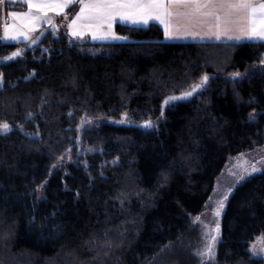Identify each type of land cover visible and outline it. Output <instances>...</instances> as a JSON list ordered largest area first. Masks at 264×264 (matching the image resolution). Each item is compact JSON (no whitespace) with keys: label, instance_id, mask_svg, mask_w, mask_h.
<instances>
[{"label":"trees","instance_id":"16d2710c","mask_svg":"<svg viewBox=\"0 0 264 264\" xmlns=\"http://www.w3.org/2000/svg\"><path fill=\"white\" fill-rule=\"evenodd\" d=\"M115 32L126 41L67 28L32 48L0 40V264H199L194 220L216 179L264 146V43L170 42L156 23ZM204 73L199 94L163 108ZM221 232L215 264H264L249 252L264 172L233 189Z\"/></svg>","mask_w":264,"mask_h":264},{"label":"snow or ice","instance_id":"6c2138e0","mask_svg":"<svg viewBox=\"0 0 264 264\" xmlns=\"http://www.w3.org/2000/svg\"><path fill=\"white\" fill-rule=\"evenodd\" d=\"M29 9L35 8V13L29 11L26 15L28 22L39 23L44 21L53 28L56 27L53 20L47 16L49 11H54L57 15H63L68 19L65 9L72 5H79V11L74 18L68 23L69 35L76 38H83L86 32H91L93 39H127L116 35L113 31V25L117 22H130L136 25L147 26L150 21L158 22L163 27L165 39H183L186 37L215 38L221 40L226 38L235 41H257L264 43V0H23ZM4 0H0V5ZM17 16L18 13H10ZM30 30H32L30 28ZM12 35L5 30L0 40H17L18 35ZM27 38V37H26ZM33 43L35 41L33 40ZM22 53L17 50L11 56L5 57V60H11L19 57ZM264 64V59L260 61ZM34 74V73H33ZM233 79L242 76L240 72L231 74ZM4 76L0 73V84L3 83ZM210 80L207 73L201 75L197 82L189 86L180 95H170L164 105H170L180 100H188L194 94H199ZM31 115V114H29ZM164 116V111L160 113ZM125 119L119 121L126 122ZM90 123V121H89ZM144 127H154V122L147 120ZM11 131V126L7 122L0 123V135L7 134ZM68 153L71 149L67 150ZM70 158V156H69ZM64 156L61 155L58 160L62 161ZM53 164L52 168H56ZM264 169L257 168L253 164L243 173L236 174V182L239 183L251 176L253 173ZM166 179V177H165ZM44 185H40L42 188ZM233 188L229 187L223 193L220 199L216 200L214 214L218 217L225 207V202L232 193ZM211 199V197L209 198ZM200 221L197 216L194 223ZM212 232H215L213 235ZM220 234V225L217 222L215 229L205 232L206 243L202 249L195 252V255L201 258V264H215L217 249L216 245ZM264 244V236L258 238ZM264 251V248L261 249ZM253 255L257 254L256 246H252Z\"/></svg>","mask_w":264,"mask_h":264},{"label":"rangeland","instance_id":"374dc122","mask_svg":"<svg viewBox=\"0 0 264 264\" xmlns=\"http://www.w3.org/2000/svg\"><path fill=\"white\" fill-rule=\"evenodd\" d=\"M0 9H1V5H0ZM18 11H22V10H18ZM68 23H69V21H66V20L56 21V25L61 29L67 28ZM52 29H53V27H52ZM51 31H55V29L51 30ZM79 40L82 42L90 43V39L85 38V37L80 38ZM123 40H124L123 42L126 41L125 39H123ZM96 43H107V42L100 41V42H96ZM29 48H31V47H29ZM21 60L22 59L15 60V63H20L21 67L24 69L25 68L24 63L21 64ZM1 86H2V84H0V87ZM181 101H186V100L176 101V102H173L171 104H175V103H178ZM167 106L168 105H164L163 108L165 109ZM94 122H97V121H94ZM253 164H255L257 168L264 169V146L261 149H257L255 151H252L249 153L240 154L238 156L231 157L228 160V162H227L226 166L224 167L222 173L216 179L214 189L210 195L211 199H208L203 213L199 216L200 221L196 222L199 225L200 233H199V238L197 239V241L193 247L194 255H195V252L199 249H202L204 244L206 243V238L204 235L205 232H207L211 229H215L217 222L220 225V234H219L218 242L216 245V249L218 252V246L222 240V232H221L222 218H223V214H224L225 208L227 206L228 200L225 202V207L221 211V214L218 217L214 214V209L216 208L215 201L220 199L221 196L223 195V193L226 192L229 187H232L234 189L238 184L244 183L247 180H250L251 178H253L255 176L261 175L264 172V170H262V171L253 173L251 176H247L245 180L237 183L236 182V176L232 175L231 173L241 174L244 172V170L246 168L250 170V168ZM212 234L214 235L215 232H212ZM260 237H262V236H260ZM260 237H258V238H260ZM258 238H256L254 240V242L251 243L249 252H250L252 258H254L256 260H262L264 262V251H261V249L264 248V244H262ZM253 245L256 246V251H257L256 255H253V253H252V246ZM195 256L198 259L199 264H201V258L198 257L197 255H195ZM216 261H217V259H216ZM216 261H215V263H216ZM155 264H157V263H155Z\"/></svg>","mask_w":264,"mask_h":264},{"label":"crops","instance_id":"0c3cea01","mask_svg":"<svg viewBox=\"0 0 264 264\" xmlns=\"http://www.w3.org/2000/svg\"><path fill=\"white\" fill-rule=\"evenodd\" d=\"M18 5L25 6L26 9L22 10V11H18V9H16V7ZM68 8L65 9V12L68 10ZM29 11L35 13L36 10L34 7L32 9H29L28 5L26 3H24L23 0H4V4L1 5V9H0V37H2L4 35L6 28L9 31V33L12 35H17L18 33H22V34L18 35L17 40H1L2 42H4L5 44L26 43L28 46H31L33 44H36V45L39 44V42L42 39V31H44L46 28L52 29L53 26L49 25L48 23H46L44 21H41L39 23H35L33 21V22L29 23L27 16L23 15V14H27ZM78 11H79V7L75 11L74 16ZM12 12H16V13H18V15L15 17L10 15V13H12ZM47 16L49 18H51L53 20L54 24L56 25V16H60V15H57V13L54 11H49L47 13ZM74 16H73V18H74ZM152 23L158 24V22H155V21H150L149 24H152ZM117 24L129 25V26H134V27H145V25H136V24H132L130 22H123V23L117 22L113 25V31L114 32H115V26ZM159 26L163 29V27L161 25H159ZM30 28L32 30H30ZM67 29H68V27H67ZM84 37L90 39V43H94V44H100V43H96V42H100V41H105L107 43L123 42L124 41L123 39H111V38H109V39H93L91 32H86L85 35L83 36V38ZM77 39H80V38H77ZM33 40L35 41V43H33ZM165 40L170 41V42H199V43H228V44H241V43H246V42H253V41H247V40H244V41L228 40L226 38H221V40L218 41L214 37L208 38L207 36H205L203 39H201L200 37H196V38L186 37L183 39H165Z\"/></svg>","mask_w":264,"mask_h":264},{"label":"water","instance_id":"95a60500","mask_svg":"<svg viewBox=\"0 0 264 264\" xmlns=\"http://www.w3.org/2000/svg\"><path fill=\"white\" fill-rule=\"evenodd\" d=\"M54 29H57V26L55 27V28H53V29H47L46 30V32H50L51 30H54ZM45 31L42 33V36L46 33ZM36 44H33V45H31V46H29V47H33V46H35Z\"/></svg>","mask_w":264,"mask_h":264}]
</instances>
